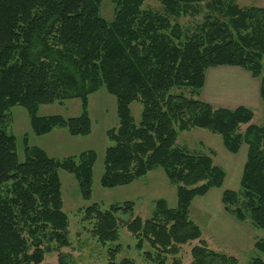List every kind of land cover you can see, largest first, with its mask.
Here are the masks:
<instances>
[{"label": "trees", "instance_id": "trees-1", "mask_svg": "<svg viewBox=\"0 0 264 264\" xmlns=\"http://www.w3.org/2000/svg\"><path fill=\"white\" fill-rule=\"evenodd\" d=\"M112 2L114 17L107 21L100 14L102 0H0V264H41L46 251L62 258L60 249L70 238L58 171L71 173L87 200L96 159L93 150L56 159L24 137L20 162L16 138L5 129L9 109L24 107L37 135L56 128L87 135L88 95L102 86L116 99L118 124L106 130L111 144L101 186L130 184L161 167L175 185L176 206L159 198L143 220L132 216L131 201L106 209L93 203L82 210L92 236L113 243L125 226L149 264H165L168 256L170 264H181L180 246L194 240L190 264H238L236 257L208 247L189 218L193 199L222 187L225 170L210 154L176 140L179 132L198 128L219 135L230 153L246 146L239 187L223 189L220 202L237 221L264 229V124L251 122L248 107H215L193 97L208 68L237 66L259 79L264 102V8L240 7L236 0H158L159 9H142L144 0ZM186 15L202 20L183 28L177 18ZM72 98L80 99L78 116L37 114L42 104ZM133 101L142 106L138 123ZM118 213L130 218L120 221ZM252 246L264 255V237ZM119 250L120 244L109 250L111 264L133 263L115 262ZM248 264L264 261L254 256Z\"/></svg>", "mask_w": 264, "mask_h": 264}, {"label": "rangeland", "instance_id": "rangeland-1", "mask_svg": "<svg viewBox=\"0 0 264 264\" xmlns=\"http://www.w3.org/2000/svg\"><path fill=\"white\" fill-rule=\"evenodd\" d=\"M236 3L240 7L254 6L264 8V0H236ZM141 7L142 9H159L160 4L158 0H144ZM114 11L115 6L112 0H102L100 14L103 18L111 21L114 17ZM201 20L200 15H186L177 18L183 28H194ZM213 69L220 68H210V70ZM210 70L207 69V71ZM182 90L186 95L189 94L186 89H172L173 92ZM193 97L201 99L200 92ZM130 109L135 122L138 123L142 110L140 102L133 101L130 104ZM253 110L254 116L251 122L256 125H263L264 102L261 101V105ZM87 111L91 120V131L87 135L76 136L70 135L65 128H56L48 133L37 135L31 130L28 114L24 107L14 105L8 111V119L10 121L6 123L5 129L16 138V152L20 162L24 160V137L27 138L29 145L42 148L49 156L56 159L76 157L85 150H93L96 154L93 164L91 196L87 200L82 198L74 176L65 170L59 169L62 210L68 216L70 244L68 247L60 249V253L63 255L61 259H59L58 251H46L41 264H111L109 262V250L116 244H120V250L115 256V262L119 263L123 259H130L133 262L131 264H149L144 259L142 251L135 248L136 239L125 226H119L117 241L106 244L98 242L90 232L92 222L82 219V210L93 203L98 204L102 209H106L112 204H122L125 201H131L134 204L132 216H139L143 220L148 219L154 210L155 200L159 198L165 199L171 208L176 206L175 185L170 183L161 167H156L130 184L112 188L101 186L100 177L104 170V153L106 147L111 144L106 136V130L116 127L118 124L116 99L102 86L88 95ZM80 112V99L72 98L61 103L42 104L38 107L37 114L40 116L62 115L71 117L78 116ZM244 128L245 125L240 126L241 131ZM198 132L209 133L198 128L181 131L178 133L177 145L186 146L195 152L210 154L213 162L225 170L226 176L222 187L211 188L206 194L196 196L193 199L189 209V218L200 227L202 231L201 239L206 242L208 247L236 257L238 264H248L249 260L254 256H260L264 261V255L252 246L255 240L264 237V229L252 227L249 221L239 222L227 214L223 210L222 205L219 208V198L223 189L237 190L239 187L242 166L247 151L245 146L242 145L239 148L241 151L237 153H230L222 142L225 150L220 151L216 143H212L209 147L202 144V137ZM219 138L221 139L220 136ZM118 217L120 221H125L130 218V214L118 213ZM212 218L218 222L219 219H222L219 222L221 225L217 228L225 231L226 236L228 233H232L234 237L238 236L240 242L234 241L237 238L232 240L225 237V240H220L217 237H212L214 234L212 230L215 227L210 226L212 222L208 225V220ZM226 219L227 222L225 221ZM229 230L234 232H228ZM196 244H198V241L194 240L180 246L179 257L181 264H190V249ZM45 245L47 244H44V247ZM232 245L237 246L230 247ZM147 248L148 246L146 245L145 249ZM170 262L171 257L168 256L165 264H170Z\"/></svg>", "mask_w": 264, "mask_h": 264}, {"label": "crops", "instance_id": "crops-1", "mask_svg": "<svg viewBox=\"0 0 264 264\" xmlns=\"http://www.w3.org/2000/svg\"><path fill=\"white\" fill-rule=\"evenodd\" d=\"M211 68L220 69L210 70V68H208L210 71L206 70L207 72L205 73L204 84L200 90L202 101L207 102L215 107L220 106L235 108L242 105L252 110L261 105L259 79L252 77L249 72L237 66H217ZM209 133L198 132V134H200L202 137V144L209 147L212 143H216L217 148L220 151H224L225 149L219 136ZM245 149L247 150L246 146ZM239 151H241V149ZM220 206L221 202L219 198V208ZM213 218L208 220V225L212 222L210 226L215 227L212 230L214 233L212 237H217V239L220 240H225V237L231 238L232 240L237 238L234 241L240 242V238H238V236L234 237L232 233H228L226 236L225 231L217 228L221 225L219 222H221L222 219H219L218 222ZM225 221L227 222V219ZM228 232L234 231L229 230ZM234 246L237 245H232L230 247Z\"/></svg>", "mask_w": 264, "mask_h": 264}]
</instances>
